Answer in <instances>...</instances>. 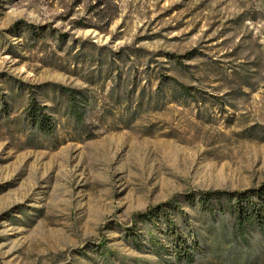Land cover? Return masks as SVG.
<instances>
[{
    "label": "rangeland",
    "instance_id": "rangeland-1",
    "mask_svg": "<svg viewBox=\"0 0 264 264\" xmlns=\"http://www.w3.org/2000/svg\"><path fill=\"white\" fill-rule=\"evenodd\" d=\"M53 85L85 97L81 126ZM30 92L58 111L51 139ZM142 94L158 109L133 119ZM263 182L264 0H0V264H264L256 231L191 203ZM177 195L192 262L132 221Z\"/></svg>",
    "mask_w": 264,
    "mask_h": 264
},
{
    "label": "trees",
    "instance_id": "trees-1",
    "mask_svg": "<svg viewBox=\"0 0 264 264\" xmlns=\"http://www.w3.org/2000/svg\"><path fill=\"white\" fill-rule=\"evenodd\" d=\"M172 62L178 63L176 57L170 58ZM56 88L57 94L60 97H64L65 106L63 108V114L65 118H69L72 121V127H78L83 124V114L79 112L77 108L78 101L84 100L85 97L80 98L77 96V91L61 86L53 85ZM187 89L182 87L175 91V98L179 101V97L187 95ZM142 92V91H141ZM157 101L152 96H142L136 102V112H132L133 119L138 117L139 109L152 107L157 110ZM136 113V114H135ZM58 114L56 107H48L41 104L35 97L34 92H30L28 97L27 106L25 108V118L29 124V128L32 133H36L38 137L53 138L56 134V123L54 115ZM179 195L174 197L171 201L157 204L153 207H148L141 213L132 215V221L143 224H154L158 227V230L164 234L169 233L171 237H176V243L172 244V249L168 255H173L174 259L178 262H192L194 257L186 250V252L180 253L179 240L181 234L177 229L176 220L179 216V210L176 208L175 202L179 199ZM192 200L196 201L202 210L208 212H217L220 215H227L232 221L233 231L236 236H239L240 240L244 239V234L249 230L256 231L264 243V182L257 187L249 188L243 191H222L213 190L208 192H198L192 194ZM190 207H194L190 204ZM195 210L196 208H192ZM193 236V234L191 235ZM148 241L149 254L155 257H163V245L158 243V240L151 234ZM193 244H190V248L197 250L199 248V240L193 239ZM137 245H143L138 242ZM137 251L139 250L138 246Z\"/></svg>",
    "mask_w": 264,
    "mask_h": 264
}]
</instances>
